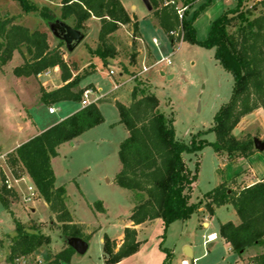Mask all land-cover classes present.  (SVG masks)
I'll use <instances>...</instances> for the list:
<instances>
[{
    "label": "trees",
    "instance_id": "1",
    "mask_svg": "<svg viewBox=\"0 0 264 264\" xmlns=\"http://www.w3.org/2000/svg\"><path fill=\"white\" fill-rule=\"evenodd\" d=\"M15 1L26 14L39 12L47 22L58 20L71 23L80 31L85 30V23L90 18L100 19L99 45L89 51L100 57L106 66L117 56L110 36L125 25L132 24L134 33L139 31L138 22L132 20L120 0H62L60 15L48 7L40 8L32 0ZM149 1L161 28L169 31L181 23L184 42L215 51V59L232 75L234 86L229 102L215 115L213 127L194 134L188 144L177 139L175 119L160 110L158 97L140 89L137 84L129 106L116 103L120 123L129 136L120 145L122 169L115 182L133 194L131 221L134 225L161 219L165 232L173 222L187 221L202 208L212 216L217 208L231 205L240 223L222 224L220 235L231 245L232 252L241 257L249 249L264 246V181L243 187L238 176L229 181L223 180L200 202L194 203L192 194L197 173L189 168L185 154L198 153L212 146L218 155L235 161L248 159L257 152L253 135L238 138L234 131L245 116L259 108L264 110V0L258 5H253V0H238L233 9L225 11L212 23L209 36L204 41L198 40L194 23L206 5L188 19L189 8L199 0H173L175 4L169 6H164V3L171 0ZM178 3L188 7L182 22L177 14ZM15 52L28 56L22 65L14 69L15 76L38 77L59 67L63 81H68L50 92L42 87V104L81 102L84 94V90L79 88L81 79L71 80L60 46L51 49L45 33L15 24L14 17L3 16L0 12L1 64L11 61ZM103 122L104 116L98 106L90 104L22 144L8 156L7 164L12 173L20 169L25 171L56 219L63 224V235L67 239L76 237L88 241V237L79 230L70 231L73 219L66 205V188L55 186L52 158L57 157L62 144L79 138ZM210 132L215 133V142L204 138ZM4 180L5 176L1 174L0 202L11 214L15 225V234L6 237L10 250L7 260L11 264L18 259L27 263L30 259L37 261L40 258L38 255L51 244V238L35 226L28 228L15 217L10 210L9 197L17 198V193L8 190ZM93 207L104 211L101 202L94 203ZM136 235L134 229L125 230V246L117 255L114 254L112 241L106 236L104 253L107 264L119 263L135 254L140 246ZM0 245L3 247V242L0 241ZM164 251L167 254L164 264H170L173 255L166 248ZM75 254V250L67 245L46 264H70ZM248 264H264V254L255 256Z\"/></svg>",
    "mask_w": 264,
    "mask_h": 264
},
{
    "label": "rangeland",
    "instance_id": "2",
    "mask_svg": "<svg viewBox=\"0 0 264 264\" xmlns=\"http://www.w3.org/2000/svg\"><path fill=\"white\" fill-rule=\"evenodd\" d=\"M32 1L36 5L42 2V0ZM123 1L128 5L139 4L140 8L137 13L142 17L140 11L145 8L142 0ZM235 1L238 2V0ZM48 8L54 11L52 7ZM0 12L3 16L14 17L15 24H30L32 28L30 30L38 28L43 22L48 25L54 24L42 19L39 12L24 13L15 0H0ZM152 20L154 19L152 18ZM148 24V21H143L142 25L145 30ZM88 26V37L74 52H70L66 44L64 45L68 56L66 62L71 66L67 65L71 79L79 78L83 80L86 76L91 75L94 70L91 66H94L96 72L86 78L82 84L83 86L94 85L96 89H101L100 94H103L113 88L115 80H127L132 76V81L128 82L123 90V98L118 101H126L130 105V100H132L130 91L137 84L140 85V89L155 94L160 101V110L167 116L174 117L176 137L181 142L189 144L194 134L213 127L215 115L223 105L229 102L234 86L232 75L216 62L214 50L185 43L176 47V51L173 53V47L170 43H167L165 37H158L160 44L155 46L153 35L150 34L151 32L145 31V40L148 46L154 49L153 55L156 57V61L164 57H170L171 65L167 63L156 65L147 75L133 79L139 69L141 70L143 66H150L155 59V57H148L150 62L141 59L138 64L137 47L139 41L137 37H139V33L133 31L136 38L121 35L124 39L121 37L117 39L122 41L117 56L119 59L129 56L127 62L123 61L128 66H122V63L114 60L106 66L101 58L92 57L89 52V47H94L99 41L100 29L98 23L90 22ZM161 29L176 44L183 42L180 35L179 37L176 35V33H184L181 23L180 25H174L169 31ZM54 42L55 39L52 40V43ZM13 56V59L6 65H2L0 62V154L10 150L15 145L16 139L25 137L24 133L18 131V123L21 121L20 110L23 111V109H21V105L16 99V94L20 90L14 69L15 66L22 65L24 59L28 56L17 52ZM124 66L128 69L126 73L122 69ZM110 70H114L116 74L114 76L110 75ZM121 73H123L122 77L120 76ZM171 75H174L173 79H170ZM40 76L35 78L32 76L30 85L26 87L27 92L30 91L27 95L32 94L35 96L31 105H23L26 112L29 111L30 107L41 105L39 100L40 85H42L39 79ZM52 77H56V81L59 79L63 81L62 73L48 75L43 80L47 81ZM51 87L53 85H48L47 89ZM94 93L90 96V100H93L95 95H99L97 92ZM117 94L119 93L117 92ZM17 97L18 100L22 98L25 100L23 95L20 97L17 95ZM116 97V94H112L109 96L111 98L109 101H113ZM50 108L56 109L54 115L49 114L48 109ZM48 109H30V112L36 115L38 128L42 127V119L54 122L66 113L62 106L56 107V104L49 105ZM101 109L106 118V124L96 129L94 133L83 136L74 147L71 145L63 147V159L56 165L58 183L60 185L67 183L69 207L79 221L95 225L97 219L94 217L89 205L92 204L93 206L94 203L99 201L104 202L109 212L108 217L98 218V222L100 221L103 226L102 230L94 233L88 252L85 255L77 254L73 264H77L78 261L81 264H106L103 259V235L107 233L111 237H117L123 231L126 222H128L132 207V193L118 187L115 182V175L121 166L117 144L123 138L126 129L123 126L111 127V124L119 118V111L113 103H102ZM24 116L26 119H31V115L24 114ZM247 133L253 135L257 132L248 129L243 136L240 135L239 130L236 134L239 135V138H244ZM204 138L209 142L216 141L214 132L208 133ZM3 144L5 148H2ZM10 153H6L4 159L0 158V176L1 174L11 176L8 173L10 169L7 164ZM185 160L189 168L197 173L196 187L192 194V202L194 203L200 202L207 192L212 191L223 180L229 181L240 172V168L231 164V161H228L224 156L218 155L212 146H207L198 153L185 154ZM13 175L16 178H29L25 171L21 169L14 172ZM74 178L75 182H71L70 180ZM77 185L80 186L81 190L78 189ZM20 187L22 191L19 194L17 193V198L9 197L10 202L14 204L15 217L28 228L35 226L41 232L50 236L51 244L45 248L43 253L38 255L43 264H46L68 245L67 238L63 235V224L56 219L50 208L46 207L40 195L35 197V201L28 204L24 203L21 194L27 190L28 182L26 180L22 181ZM32 207H36V213L31 212ZM3 208L0 202V241L4 244L3 247L0 245V264H11L7 260L10 250L9 241L6 240L5 234H14L15 225L12 216L7 214ZM203 220V216L194 213L187 221L173 222L166 232L161 220L144 227L139 232V237L143 241L139 250L134 255L129 256L122 264H164L167 257L164 251L165 248L170 253L174 251V260L172 257L170 264H181L185 254L184 245L186 244L194 248V255L198 260L196 264H245L237 254L231 253L225 248L221 239L214 243L205 244L208 235L215 231L220 223L236 220L234 209L232 207H220L216 211L215 217L205 219L210 223L208 228L203 227ZM69 226L72 227L71 232L74 229L81 232L76 224L71 223ZM124 246L125 241L116 250L117 246L113 244L114 254H119ZM208 250H211L210 255H208ZM262 252H264V248L261 247L249 251L245 257L246 261L248 260L247 264L254 258L250 256ZM189 261L192 263V259ZM29 264L40 263L30 259Z\"/></svg>",
    "mask_w": 264,
    "mask_h": 264
},
{
    "label": "crops",
    "instance_id": "3",
    "mask_svg": "<svg viewBox=\"0 0 264 264\" xmlns=\"http://www.w3.org/2000/svg\"><path fill=\"white\" fill-rule=\"evenodd\" d=\"M121 3L123 4L125 10L127 11V13L129 14V16L132 18V20H136L139 24V37L138 38V41H139V46L137 47V61H138V64H139V60L143 59V60H146V61H149V58L148 57H155L153 55V52H154V49L150 46H148L146 40H145V37H144V33L145 31H149L151 32L150 34L153 35V38L154 39H157L158 37H165L167 39V43H170L171 46L173 47V53H175L176 51V47L178 46H181L182 44H185L186 42H182V43H179V44H176L174 42V40H171L169 39L166 34L163 33L162 29H161V26L159 24V21L157 20V18H155V14H154V10H153V7H152V10L149 11L147 9L146 6H144V10L141 9V13H142V17H140L137 13V11L139 10L140 6L139 4L137 5H134V4H131V5H128L125 1L123 0H120ZM261 1L263 0H253L252 4L253 5H258ZM43 2V3H42ZM41 3L38 4L39 7L43 8V7H52L54 12L57 14V15H60V11H61V8H62V0H42ZM145 5V4H144ZM178 6L181 5V3H178L177 4ZM206 5L205 9L200 13V15L197 17V19L195 20V23H194V27L196 29V32H197V38L199 41H204L208 38L209 36V33H210V30H211V26H212V23L218 18L220 17L225 11L229 10V9H233L237 3L235 0H199L197 3H195L193 6H191L189 8V14H188V19L192 17L193 13L197 10H199V8L201 6H204ZM152 18L154 20H152ZM156 19V20H155ZM143 21H148L149 24L146 26V30L144 29L142 23ZM90 22H95V23H98V26H99V29L101 30V20L96 18V17H92L90 18L86 23H85V30H82V34L84 35V39L83 41L88 37L89 35V26L88 24ZM156 22V23H155ZM68 25H70L71 27H73V25L71 23H67ZM23 25L24 27H27L29 29H32L31 28V25L30 24H21ZM74 28V27H73ZM34 30H38L40 32H43L47 35L48 37V42H49V45H50V48L51 49H54L58 46H60V49L63 53V57H64V60L65 62L68 61V56H67V53L65 51V48H64V45L65 43L60 40L53 32L52 30V24L51 25H48L46 23H42L38 26V28L34 29ZM34 30H31V31H34ZM132 33V35H131ZM123 35H126L125 37H135L133 35V27H132V24L131 25H125V26H121L115 33H113L111 36H110V42L115 46L117 52L120 51L119 49V46L122 45V41H118L117 39L118 38H122L124 39L122 36ZM136 38V37H135ZM55 39V42L52 43V40ZM58 39V40H57ZM153 39V40H154ZM158 40V39H157ZM82 41V42H83ZM159 41V40H158ZM81 42V43H82ZM80 43V44H81ZM160 43V41H159ZM52 44H55L52 46ZM79 44V45H80ZM78 45V46H79ZM99 45V41L97 42V45H95L94 47H89V49H96ZM67 46V45H66ZM77 46V48H78ZM156 46V45H155ZM75 48V50L77 49ZM69 50V49H68ZM75 50L73 51H70V52H74ZM90 52V51H89ZM16 53V52H15ZM19 53V52H17ZM65 53V54H64ZM20 54V53H19ZM90 55L92 57H98V56H95L93 54H91L90 52ZM214 55H215V51H214ZM14 57V56H13ZM125 58H122V59H119L118 56H116L115 59H113L115 62H120L122 63V66L123 65H126L128 66V64H124L123 61L125 60L127 62V58L129 56H124ZM215 57V56H214ZM100 58V57H99ZM142 60V61H143ZM112 61V60H110ZM109 61V62H110ZM156 61V57L155 59L151 62L152 64H154ZM217 63H219L217 60H216ZM67 63V62H66ZM104 63V62H103ZM23 64V63H22ZM151 64V65H152ZM68 65V64H67ZM150 65V66H151ZM19 66V65H17ZM15 66V68L17 67ZM69 66V65H68ZM124 66V68L122 67L123 71L126 73L128 71L127 67ZM71 67V66H69ZM94 68L93 72L91 73L94 74L96 72V69L94 66H91ZM110 71H114V70H110ZM140 71V69H139ZM138 71V72H139ZM115 72V71H114ZM150 72V71H149ZM148 72V73H149ZM61 73V70L59 69V67H56L54 69H52V71H50L48 74H43L39 77L40 81L42 82V85H40V97L41 98V88L44 87V89H46L48 92L50 91H53L55 89H58L64 85H66L68 83L67 82H64L62 81L61 79H59L58 81H56V77H52L50 78L49 80L45 81L43 80L45 77H47L48 75H51V74H54V75H58ZM110 73V72H109ZM116 74V73H115ZM114 74V75H115ZM91 75H88L86 76L83 80H81L80 84H79V88L81 90H91L92 91V95H94L95 93L94 92H97L99 93V95H95V97L93 98V100H91V104H96L98 106V108L100 109V111L102 112V109H101V104L102 103H113L116 107V103L117 102H120L126 106H129L128 103H126V101L124 102H121V101H118L120 100L121 98H123V90L124 88L127 86L128 82L132 81V76L129 77V79L127 80H115L114 82V86L113 88L106 92V93H103V94H100V92H102L101 89H96L94 85H86V86H83V82L86 78L90 77ZM112 75V76H114ZM129 75V74H128ZM147 75V73L145 74ZM120 76L122 77L123 76V73L120 74ZM16 79L18 80V83L16 82V84L18 85L19 87V90L20 92L16 94V99L18 101V103L21 105V109H23V111L20 110V119L21 121L18 123V131L24 133V138L23 139H16L15 141V145L11 147L10 150H8L7 152L3 153L1 151V153L3 154H0V157L1 156H4L6 153H10V152H13L14 150H16L19 146H21L22 144L26 143L27 141L31 140L32 138H34L35 136L39 135L40 133H42L43 131H45L46 129L58 124L59 122L63 121L64 119H66L67 117L73 115L74 113L78 112L79 110H81L83 107H82V100H83V97H82V100L81 102H74V101H65V102H61L59 104H56V107L57 106H62L65 110V114L59 118L58 121H54V122H50V121H47L45 119H42V127L41 128H38L37 126V118L35 114L31 113L30 112V109H33L35 108L36 110H40V109H48V106L47 105H44L41 103L40 106H35V107H30L29 108V111H25L24 109V106L23 105H31V103H33V100L35 98V96H33L32 94H29L27 95L29 92H27L28 90L26 89V87H28V85H30L31 83V80L33 77H29V78H26V77H17L15 76ZM35 78V77H34ZM174 78V75H171L170 76V79H173ZM72 80V79H71ZM70 80V81H71ZM48 85H53V87L47 89ZM133 87V86H132ZM96 90V91H95ZM132 91L133 89H131V94H132ZM117 92L119 94H117ZM112 94H116V98L113 99V101H109L111 100V98H109V96H111ZM17 95L20 97L23 95V97L25 98V100L22 98L21 100H18V97ZM131 98V96H130ZM40 100V99H39ZM41 102V100H40ZM130 103H131V100H130ZM117 109V107H116ZM118 110V109H117ZM48 112H49V109H48ZM25 115H31V119H26L25 118ZM50 114V113H49ZM103 114V113H102ZM50 115H54V114H50ZM104 116V115H103ZM104 124H106V118L104 117V122L85 132L82 136H80L79 138L77 139H74L73 141L71 142H68V143H65V144H62L59 148H58V155L57 157L55 158H52V167H53V170H54V173H55V177H56V182H55V186L58 188V187H65L66 188V205H67V208L69 210V212L71 213V216H72V219H73V222L74 224H76L77 226H79V228L81 229V234L85 237H88V244L90 246V241H91V238L92 236L94 235L95 232H97L98 230H102L103 226L101 225L100 221L98 222V218H101V217H108L109 216V212L104 204L103 201H99L101 202L102 204V207L104 209V211H99V209H96L92 206V204H90L89 206L91 207L92 211H93V215L94 217L97 219V222L95 223V225H90V224H87V223H84L82 221H79V219H77V217L75 216V213H73L71 210H70V207H69V202H68V199H69V194H68V191H67V183H63V184H59L58 183V177H57V171H56V165H58L59 161H61V159H63V154H62V148L67 146V145H71V146H75L77 141L80 140L83 136L85 135H90L92 133H94V131H96V129H98L99 127L103 126ZM123 126L121 123H120V114H119V118L117 119V121H115L114 123L111 124V127L112 128H116V127H121ZM124 127V126H123ZM126 129V128H125ZM248 129H252V130H255L257 133L254 134L253 133V136L254 137H257L259 138L260 140H263L264 141V110L262 108H259L257 110H255L254 112H252L251 114L245 116L241 122L239 123V125L236 127L235 131H234V134L239 138V135L236 134L237 131L239 130V133L241 136L244 135L245 131L248 130ZM249 134V133H247ZM246 135V134H245ZM129 136V133L127 130H124V134H123V138H121L117 144L118 146V156H119V149H120V145L121 143ZM2 148H5V145L3 144L2 145ZM120 160V159H119ZM121 163V162H120ZM231 164H233L234 166L240 168V172L239 174L236 175V177L238 176V179H239V184H241L243 187L244 186H252L258 182H261V181H264V152H256L254 153L252 156H250L248 159H245V158H240V159H237L235 161H231ZM9 167V166H8ZM237 168V169H238ZM10 169V167H9ZM8 169V170H9ZM122 169V164L120 166V169L119 171L117 172V174L115 175V177L118 175V173L121 171ZM10 171L12 172V170L10 169ZM8 171V173H10L11 175V172ZM5 172V171H4ZM7 173V172H5ZM109 181V179H107ZM71 182H75V178L70 180ZM26 182H28L29 184L30 183H33L32 180L30 178H27L26 179ZM118 186V185H117ZM78 189H80V186L77 185ZM119 187V186H118ZM133 195V194H132ZM44 201V200H43ZM44 203L46 204V207H49L47 205V203L44 201ZM132 203V207L130 209V215L128 217V222H126L125 226H124V229L123 231H121L117 237H111L109 236L107 233H104L103 235V238H102V243H103V249H104V238L107 236L113 244H116L117 246V249L118 250L123 244H124V241H125V230L127 228H130V229H134L136 230L137 232V235H136V240L137 242L141 245V243L143 242L140 237H139V232L144 228V227H147L149 225H152L153 223H155L156 221H159L161 219H156V220H153V221H149V222H146V223H143V224H140V225H137L135 226L134 223L131 221V216H132V211L134 209V202L133 200L131 201ZM14 204L11 202L10 203V210L15 214L16 216V213H15V210H14ZM225 207H232L231 205H226ZM233 208V207H232ZM4 209V208H3ZM31 212L32 213H36L37 209L36 207H32L31 208ZM219 208H217L215 210V214L212 215V216H207V211L205 209H200L199 212L197 214H199L200 216H203L204 220H203V227H206L208 228L210 226V223L208 221H206L205 219L209 218L212 219L213 217H215L216 215V211L218 210ZM234 209V208H233ZM5 210V209H4ZM6 211V210H5ZM234 212H235V215H236V220L235 221H228V222H232L234 223L235 225H238L240 223V218L236 212V210L234 209ZM7 214L11 215L10 213H8V211H6ZM162 221V220H161ZM228 222H225V223H228ZM163 223V222H162ZM225 223H220L219 227L211 232L209 235H208V239L207 241L205 242V244H208V243H214L216 241H218L219 239L222 240V242L224 243V246L225 248L231 252H232V249H231V245L229 243H227V241L221 237L220 235V227L222 224H225ZM15 234V233H14ZM14 234H5L7 236H13ZM1 235V233H0ZM210 236H213V240H209V237ZM83 240H85L84 238H82ZM86 241V240H85ZM64 242V241H63ZM140 247V246H139ZM187 247L190 248V251H191V254H192V258L186 256L185 254L183 255L184 258L182 259L181 261V264L183 262L187 263V264H196V262L198 261L197 258H195V255H194V248L191 246V245H184V248L186 249ZM259 248V247H257ZM261 248H264L261 247ZM255 248H252V249H249L247 250L245 253H243V255L239 257L240 260H243L245 264H247L248 260L246 261L245 257H246V254L249 253V251L253 250ZM89 250V248H88ZM62 251V250H61ZM173 251V250H172ZM209 251V250H208ZM44 251H42L43 253ZM60 252V251H59ZM58 252V253H59ZM88 252V251H87ZM211 253V250L209 251V254L210 255ZM173 254V260H174V251L172 252ZM261 254H264V252L262 253H259V254H254L250 257H255V256H258V255H261ZM134 255V254H133ZM132 256V255H131ZM77 257V253L72 257L71 259V262L70 264H73L75 262V259ZM128 257L122 259L119 263L117 264H122ZM103 259L105 261V263L107 264L106 262V256H105V253L103 255ZM190 259H192V263L189 261ZM77 264H81L79 261L77 262Z\"/></svg>",
    "mask_w": 264,
    "mask_h": 264
},
{
    "label": "built area",
    "instance_id": "4",
    "mask_svg": "<svg viewBox=\"0 0 264 264\" xmlns=\"http://www.w3.org/2000/svg\"><path fill=\"white\" fill-rule=\"evenodd\" d=\"M171 4H175V2L173 0L166 1L164 3V6H169ZM176 9H177V14H178L179 20H180V22H182L183 19H184L185 12L188 9V7L187 6L183 7V6H178L177 5ZM176 35L178 37L180 35V38L183 41V33H181V34L176 33ZM153 44L158 46L160 43H159V41L157 39H154L153 40ZM162 63H167L168 65H171L170 57L161 58L157 62L152 64L151 66H143V68L139 72H137L135 74L133 79L139 78V77L145 75L151 69H153L156 65H159V64H162ZM114 74H115L114 71H110V75H114ZM91 94H92L91 90H85V92L83 94V100L81 102L83 108L87 107V106H89L91 104V100H90ZM49 113L50 114H55L56 113V109L55 108H50L49 109ZM0 158L4 159L5 156H1ZM25 180H26V178H16L13 175V173L11 172V176H8L6 174L5 180H4V185L6 186V188L8 190L14 191V192L19 194V192L22 191V188L20 187V183L22 181H25ZM37 195H39V193H38V190H37V188L35 187V185L33 183H30V184L28 183L27 190L23 194H21L23 202L27 203V204L30 203V202L35 201V197ZM209 240H213V236H210ZM0 257H1V255H0ZM37 262L40 263V264H43V261L40 258L37 260ZM15 264H29V263H27L26 261L18 259V260L15 261ZM182 264H187V263L183 262Z\"/></svg>",
    "mask_w": 264,
    "mask_h": 264
},
{
    "label": "water",
    "instance_id": "5",
    "mask_svg": "<svg viewBox=\"0 0 264 264\" xmlns=\"http://www.w3.org/2000/svg\"><path fill=\"white\" fill-rule=\"evenodd\" d=\"M149 11L152 10V6L149 0H142ZM52 30L54 34L62 40L70 51L75 50L77 46L83 41L84 35L80 30H77L63 21H57L52 24ZM254 148L258 152H264V141L259 138H254ZM67 244L75 250L79 255H85L88 251L89 244L87 241L81 238H68ZM185 255L192 258L190 248L185 249Z\"/></svg>",
    "mask_w": 264,
    "mask_h": 264
}]
</instances>
